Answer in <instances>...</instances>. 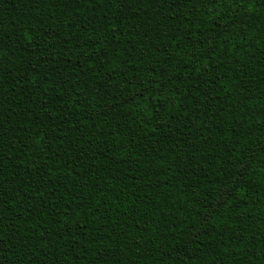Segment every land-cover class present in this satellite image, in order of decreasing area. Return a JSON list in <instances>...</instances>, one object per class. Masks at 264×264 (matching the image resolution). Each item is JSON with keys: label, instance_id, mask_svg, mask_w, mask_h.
<instances>
[{"label": "trees", "instance_id": "16d2710c", "mask_svg": "<svg viewBox=\"0 0 264 264\" xmlns=\"http://www.w3.org/2000/svg\"><path fill=\"white\" fill-rule=\"evenodd\" d=\"M0 264H264V0H0Z\"/></svg>", "mask_w": 264, "mask_h": 264}]
</instances>
